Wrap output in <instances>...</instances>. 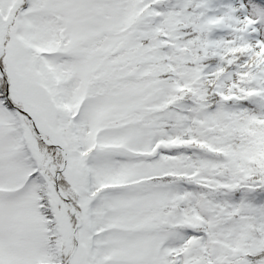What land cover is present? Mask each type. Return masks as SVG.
Segmentation results:
<instances>
[{
	"label": "snow or ice",
	"instance_id": "snow-or-ice-1",
	"mask_svg": "<svg viewBox=\"0 0 264 264\" xmlns=\"http://www.w3.org/2000/svg\"><path fill=\"white\" fill-rule=\"evenodd\" d=\"M0 264H264V0H0Z\"/></svg>",
	"mask_w": 264,
	"mask_h": 264
}]
</instances>
